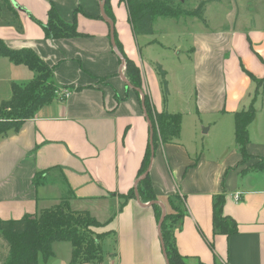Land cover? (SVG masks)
Masks as SVG:
<instances>
[{
    "label": "crops",
    "instance_id": "obj_1",
    "mask_svg": "<svg viewBox=\"0 0 264 264\" xmlns=\"http://www.w3.org/2000/svg\"><path fill=\"white\" fill-rule=\"evenodd\" d=\"M169 1L193 9L200 0ZM100 2L9 0L11 8L0 0V39L33 50L52 68L56 86L70 89L0 135V218L19 219L66 200L71 210L105 223L94 231H105L100 244L105 239L109 247L105 259L102 251L99 261L76 264H168L151 204L121 197L141 176L150 135L146 93L156 111L181 116L179 136L159 142L148 170L155 201L175 212L171 197L182 211L172 227L179 254L189 264H264V128L258 123L256 136L250 131L256 119L248 124L244 158L233 125L264 83V11L248 10L244 0H205L204 22L186 13L154 16L142 47L125 0H109L113 34L141 71L137 91L126 84ZM51 5L63 21H74L77 35H45L36 19L46 23ZM156 63L166 71L165 104ZM20 66L0 56V82L10 88L12 73L23 75L21 83L30 80ZM219 194L222 214L235 220L234 234L212 228V199ZM51 249L38 264H71L70 242L54 241ZM0 253H6L1 238Z\"/></svg>",
    "mask_w": 264,
    "mask_h": 264
},
{
    "label": "trees",
    "instance_id": "obj_2",
    "mask_svg": "<svg viewBox=\"0 0 264 264\" xmlns=\"http://www.w3.org/2000/svg\"><path fill=\"white\" fill-rule=\"evenodd\" d=\"M3 1L5 5L8 4L12 8L9 0ZM125 2L128 18L135 35L152 33V22L156 15L175 16L186 13L199 18L202 22L205 21V0H200L193 9H182L178 5L174 6L169 0H125ZM104 11L108 17L114 18L109 11V0H105ZM47 13L46 23L36 19L44 28L47 37H66L78 34L74 21H63L52 5ZM114 41L124 58L125 77L138 91L142 86L141 71L127 55H124L121 44L115 35ZM0 56L10 59L15 64H24L34 73L33 77L23 84L12 82L9 99L0 102V135H2L10 129L18 128L25 119L32 117L40 106L53 100L59 87L52 79V68L30 48L13 49L0 39ZM154 67L158 73L165 104L168 96L166 71L159 63H156ZM249 76L254 79L251 74ZM256 81L260 83L261 80ZM137 91L135 92L137 93ZM142 99L144 111L150 121V135L138 171L139 175H142L149 166L152 149L154 152L159 142H169L177 138L181 129L179 113H168L166 110L156 111L146 93L143 94ZM255 116L256 110L252 104L245 110L234 114V140L239 153L244 158L247 156L245 151L248 141L247 127ZM136 188L141 202L157 199L153 187H151L149 174L139 179ZM134 196V188H131L127 194H123L121 197L126 201ZM168 200L173 204L175 212H165V218L160 226L167 260H169V264H189L186 262L187 257L180 255L177 246L174 245L172 231V227L181 217L182 211L177 209L179 206L173 203L171 197H168ZM212 200V228L217 233L234 234L237 231L235 220L221 212L223 196L219 194ZM151 206L156 220L159 221L161 207L157 203H152ZM104 224L93 218L88 211L71 210L66 200H60L53 207L43 208L37 213L27 214L19 219L4 220L0 218V238L6 247V253H0V264H38L39 256L43 260L48 258L52 254V242L58 240L70 242L72 252L69 263L99 261L102 254L100 241L105 235V231L97 233L94 228L102 227ZM197 262L202 264L200 261Z\"/></svg>",
    "mask_w": 264,
    "mask_h": 264
},
{
    "label": "rangeland",
    "instance_id": "obj_3",
    "mask_svg": "<svg viewBox=\"0 0 264 264\" xmlns=\"http://www.w3.org/2000/svg\"><path fill=\"white\" fill-rule=\"evenodd\" d=\"M244 4H245V7L248 10H255V11L258 10L260 12L261 11H264V0H244ZM191 6H192V3L191 2L189 4L186 2V4H185V7L186 8H191ZM137 36H139L140 44L143 47L144 40H143V37H141L142 36V33L137 34ZM157 38H158V36H157ZM156 49H158V48H156ZM142 55H144V56L147 55L143 49H142ZM164 63H165V65L170 66L171 61L170 62H167V63L165 61ZM20 67H22V69L24 68V72H26L27 74H30V75L33 76L32 71L29 70L25 65H22ZM18 75H19L18 73H15V74L12 73L11 74L12 81L15 82V83H17V84L21 83L19 81H21L22 78H23V75H20V77ZM27 81H28V79L25 82H27ZM25 82H23V83H25ZM7 83L0 82V102L9 99V96L11 95V88H9V84H7ZM23 83H21V84H23ZM253 106H254V109L256 110V116L257 117L255 116L256 118H254V119H256V120H254L250 124L251 125L250 126V131L253 133V135H256L257 136V133H254V132H256V128L255 127H258V123H260L261 124V127L264 128V83L260 87L259 97H258L257 101L254 103ZM183 112H184L183 115H184V118H185V121H186L187 120V118H186L187 112H185V110H183ZM184 134L186 136L187 135L190 136L188 134V132L187 133H184ZM102 248H103V250H102L103 251V257L105 259L106 256L108 255V249H109V247L106 245V240L105 239H103ZM186 262H188V260ZM193 264H198V262L195 261V260H193Z\"/></svg>",
    "mask_w": 264,
    "mask_h": 264
},
{
    "label": "water",
    "instance_id": "obj_4",
    "mask_svg": "<svg viewBox=\"0 0 264 264\" xmlns=\"http://www.w3.org/2000/svg\"><path fill=\"white\" fill-rule=\"evenodd\" d=\"M104 3H105V0H101L100 2V6H99V9H100V12H101V15L102 17L104 18V20L107 21V23L109 24L110 26V41L112 42V46H113V50L115 51V53L119 56V58L121 59V62L122 64L124 65V58H123V55H121L118 47L116 46V42L114 41V34H113V30H114V26H113V22L111 19H109L106 14H105V11L103 10V6H104ZM16 5V4H15ZM16 7L20 10H23L25 11V9L23 7H19L16 5ZM126 84L127 85H131L129 84L128 81H126ZM142 99V98H141ZM143 101V100H142ZM148 124L150 126V121L148 120ZM153 157V149H152V152H151V161H150V164L149 166L146 168V170L144 171V173L139 177V179L143 178L146 174H148V170L150 168V165H151V162H152V158ZM135 188V198L138 202H140L139 200V194H138V190L136 188V186L134 187ZM141 203V202H140ZM149 204H152V203H157L159 204V206H161V213H160V219L158 221V224H157V229L159 231V235H160V238H161V246H162V249H163V254H164V257H165V260L167 261V263L169 264L168 260H167V257H166V252H165V246L163 244V240H162V235H161V231H160V226H161V223L163 222L164 218H165V207L164 205L161 203V202H157V201H148Z\"/></svg>",
    "mask_w": 264,
    "mask_h": 264
},
{
    "label": "built area",
    "instance_id": "obj_5",
    "mask_svg": "<svg viewBox=\"0 0 264 264\" xmlns=\"http://www.w3.org/2000/svg\"><path fill=\"white\" fill-rule=\"evenodd\" d=\"M69 92H70V89H69V88H59V89H57V91H56V96H57L59 99H62V98H64L65 96H67ZM234 198H235V199H238V198H239V194H238V193H235V194H234Z\"/></svg>",
    "mask_w": 264,
    "mask_h": 264
}]
</instances>
